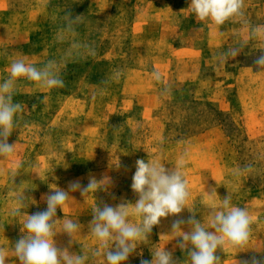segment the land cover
Returning <instances> with one entry per match:
<instances>
[{"label": "rangeland", "instance_id": "rangeland-1", "mask_svg": "<svg viewBox=\"0 0 264 264\" xmlns=\"http://www.w3.org/2000/svg\"><path fill=\"white\" fill-rule=\"evenodd\" d=\"M190 2L0 0V82L11 60L21 57L37 67L56 60L64 81L51 90L23 79L16 85L14 100L23 111L8 142L16 143L17 155L0 159V247L8 250L6 264H19L11 250L23 233L19 218L9 215L16 192L25 190L29 206L23 211L31 215L46 210L44 197L53 188L67 191L76 180L86 186L90 177L108 184L85 199L79 191L69 193L74 200L65 218L81 228L71 245L63 233L55 240L98 264L91 256L97 241L88 231L92 208L135 204L131 183L138 159L172 169L184 158L188 203L201 222L207 209L200 198L212 188L221 198L229 191L234 205L248 209L253 221L248 250H218L223 264L264 256V250L253 249H264V72L257 74L253 64L259 44L250 41L239 56L218 64L215 57L236 46V34L246 29L239 22L199 21ZM244 11L251 25L264 24V0H245ZM67 12L82 16V22L75 37L61 42L57 33ZM74 40L92 46L95 56L72 48ZM114 70L122 72L120 80L105 83ZM153 70L161 72L162 83L153 81ZM164 86L171 89L167 96L161 95ZM248 164L251 174H234ZM191 215L185 208L162 217L148 244L138 245L124 264L151 260V247L169 239L160 236L170 234L172 222ZM57 218H64L60 209ZM176 244L169 241L166 250L183 264L186 254Z\"/></svg>", "mask_w": 264, "mask_h": 264}, {"label": "clouds", "instance_id": "clouds-1", "mask_svg": "<svg viewBox=\"0 0 264 264\" xmlns=\"http://www.w3.org/2000/svg\"><path fill=\"white\" fill-rule=\"evenodd\" d=\"M244 7L245 0H191L188 9L199 21L216 26L229 21L241 23L246 33H237L235 38L238 44L219 53L215 59L222 65L229 58L239 56L250 41H256L261 54L253 64L254 71L259 74L264 72V24L251 25L245 16ZM64 19L65 23L57 33V39L61 42L77 35L75 26L82 22V16L73 17L67 12ZM72 48L81 49L88 56H95V49L88 44L74 40ZM121 75L120 70H114L105 83L118 82ZM151 78L158 83L163 81L158 70L152 71ZM21 79L42 89L64 86L61 66L54 59L48 60L42 67H37L23 57L11 60L8 77L0 82V159L5 161H11L17 155L16 143L10 144L8 140L17 127L18 114L23 111L22 104L14 100L16 85ZM170 91V87L164 86L161 95L167 96ZM173 166L172 169H166L164 164L154 160H136L131 183L132 191L138 195L135 204L120 203L115 207L105 204L103 207L96 205L92 208L88 231L97 241L91 256L98 264H124L138 245L148 244L153 227L160 224L162 217L178 215L185 208L192 215L187 220H174L170 234L160 236L169 239L163 246H158L160 243L152 246V259H141L140 264H178L173 253L165 247L173 239L177 240L176 246L186 254L187 259L183 264H223L217 255L218 250L226 253V250L232 249L237 254L248 250L253 233V221L248 209L234 205L229 191L228 195L221 198L216 189L212 188L200 198L207 214L203 222L197 220L195 206L188 203L190 191L182 172L186 166L185 159H179ZM253 170V165L248 164L236 169L234 174H251ZM17 174L16 170L11 172L14 179ZM100 184L105 187L108 180L98 182L90 177L86 186H82L79 180L72 181L67 191L55 187L54 191L44 197L46 210L31 215L23 211L29 206L25 190L17 191L9 215L19 218L20 231L23 233L11 250L19 264H88L87 253L83 250L80 253L70 252L67 247H58L55 237L63 233L69 238V245L74 243L81 225L78 221L65 218V208L70 199L74 200L69 193L79 191L85 199L89 193L96 192ZM205 196L207 203L204 202ZM57 209L64 213L62 220L57 218ZM133 217L137 219L133 221ZM185 224L189 226L188 231L182 230ZM253 249L257 252L264 250ZM7 257L8 250L0 247V264H6ZM237 264H264V256H252L248 261H237Z\"/></svg>", "mask_w": 264, "mask_h": 264}, {"label": "crops", "instance_id": "crops-1", "mask_svg": "<svg viewBox=\"0 0 264 264\" xmlns=\"http://www.w3.org/2000/svg\"><path fill=\"white\" fill-rule=\"evenodd\" d=\"M144 108H146V106L144 105Z\"/></svg>", "mask_w": 264, "mask_h": 264}]
</instances>
